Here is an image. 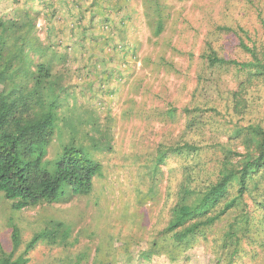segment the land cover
Instances as JSON below:
<instances>
[{
	"label": "rangeland",
	"instance_id": "obj_1",
	"mask_svg": "<svg viewBox=\"0 0 264 264\" xmlns=\"http://www.w3.org/2000/svg\"><path fill=\"white\" fill-rule=\"evenodd\" d=\"M117 1H122L120 14H132L126 31L132 50L119 55L113 45L105 54L97 52L91 62L89 48L73 57V36L68 28H60L70 17L67 9H61L55 20L59 33L49 37L41 3L35 2L41 10L37 15L40 38L45 43L57 38L62 42L52 59L54 76L70 72L67 80L73 83L59 96L60 117L45 161L51 166L66 147L75 146L87 158L102 163V168L88 195H67L54 203L17 210L0 192L2 247L6 252L13 250L12 233L17 226L21 244L14 257L46 230L26 253L27 264H225L216 250L219 228L228 219L209 230L206 238L198 237L185 253L171 243L172 236L164 229L179 200V185L188 171L185 165L200 162L203 170L197 169L193 176L207 180L223 155L221 146L211 145L222 143L244 151L243 140L232 136L235 125L264 121V83L253 82L243 110L237 111L229 91L238 88L244 74L233 67L212 66L203 56L206 41L221 56L245 59L237 47L238 37L222 28L243 26L263 34L264 29L247 0H164L165 29L156 36L146 18L145 0ZM14 8L13 0H0L2 15L12 16ZM117 36H112L115 42ZM58 53L68 58L60 59ZM170 108L176 109L173 118ZM185 108L200 109L192 128L188 126L192 115L183 113ZM185 141L206 148L196 158L172 155L153 173L159 145ZM262 182L264 186V178ZM51 228L59 230L55 242L46 240L53 233ZM155 240L162 246L151 247ZM237 264H264V248L257 240H248Z\"/></svg>",
	"mask_w": 264,
	"mask_h": 264
},
{
	"label": "trees",
	"instance_id": "obj_2",
	"mask_svg": "<svg viewBox=\"0 0 264 264\" xmlns=\"http://www.w3.org/2000/svg\"><path fill=\"white\" fill-rule=\"evenodd\" d=\"M38 1L43 11L35 6L36 0H13V15L6 17L0 13V192L14 202L17 210L54 203L67 195H88L95 176L102 168V163L87 158L75 146L66 147L51 166L45 161L47 145L60 117L62 101L59 96L62 97V91L73 83L67 80L70 72L54 76L56 71L52 59L62 42L57 38L45 43L40 38L37 15L40 11L44 15L46 32L51 37L59 33V25H55L58 12L67 9L70 17L66 19L65 27L60 28H68L73 36L74 59L87 48L93 52L89 62L96 60L97 52L105 54L113 45L119 55L132 50L126 36L132 14H120L122 1L82 0L83 4L78 3L80 0ZM246 2L255 8L264 29L263 0ZM143 6L149 25L159 36L165 29V1L145 0ZM222 30L233 32L238 37L237 47L246 58L221 56L210 41H206L207 51L203 56L212 66L233 67L237 73L244 74L238 88L229 91V101L241 112L253 82L261 80L264 83V34L259 29L251 31L243 26ZM115 33L120 38L117 36L116 42L115 38L112 39ZM88 44L91 46L87 47ZM59 56L60 59L68 58L65 53ZM65 69L69 70L68 67ZM182 112L192 115L188 126L194 127L198 118L194 114H198L200 109L185 108ZM175 113L174 108L168 110L172 118ZM232 136L241 138L245 149L237 151L222 143L211 145L212 148L221 146L223 151L214 177L212 173L207 180L193 176L197 169L203 170L200 162L192 161L185 165L188 171L179 185V200L173 206L171 219L164 229V233L171 234V243L177 249L181 247V253H185L194 246L198 237L206 238L209 230L218 228L224 219H228L219 228L216 250L219 261L225 264H237L242 259L248 240H257L260 248H264V121L236 124ZM205 148L206 145L190 141L160 144L153 173L161 170L172 155L196 158ZM258 211H263L262 215L258 216ZM51 229L53 233L46 240L53 238L55 242L59 230ZM44 231L32 238L24 253L14 257L21 244L20 230L15 226L13 250L6 252L0 242V264H27L29 258L26 253L46 235ZM157 245L162 246V243L155 240L151 247Z\"/></svg>",
	"mask_w": 264,
	"mask_h": 264
}]
</instances>
